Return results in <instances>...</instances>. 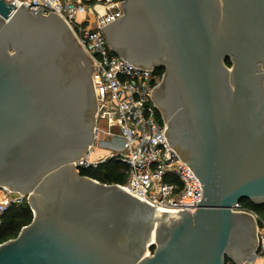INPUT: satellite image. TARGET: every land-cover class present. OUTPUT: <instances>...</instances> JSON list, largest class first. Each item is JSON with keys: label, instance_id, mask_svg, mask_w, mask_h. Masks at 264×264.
Wrapping results in <instances>:
<instances>
[{"label": "water", "instance_id": "95a60500", "mask_svg": "<svg viewBox=\"0 0 264 264\" xmlns=\"http://www.w3.org/2000/svg\"><path fill=\"white\" fill-rule=\"evenodd\" d=\"M101 29L133 64L166 66L171 147L203 184L197 210L160 211L74 162L94 138L92 62L59 15L0 0V186L27 195L32 221L0 264L241 263L264 204V0H124ZM122 18V21H118ZM232 53L230 72L222 57ZM170 99V100H171ZM151 251V248H153Z\"/></svg>", "mask_w": 264, "mask_h": 264}, {"label": "built area", "instance_id": "2783aa9c", "mask_svg": "<svg viewBox=\"0 0 264 264\" xmlns=\"http://www.w3.org/2000/svg\"><path fill=\"white\" fill-rule=\"evenodd\" d=\"M4 1L13 6L11 15L23 5L32 14L42 10V15L53 12L62 17L92 62L96 98L94 138L87 154L74 165L78 169L97 166L115 157L127 166V180L120 185L131 195L160 211L178 213L185 209L194 213L203 194V184L169 145L164 134L167 120L151 94L164 74L156 73L154 66L144 68L125 59L112 49L101 29L125 14L121 4L124 0ZM101 122L106 123V129L100 126ZM105 147L108 152L103 157L89 158L97 148ZM25 198L26 194L0 186V226L7 210L23 203ZM234 209L251 214L256 222L257 246L240 264L263 261L264 220L241 203Z\"/></svg>", "mask_w": 264, "mask_h": 264}, {"label": "trees", "instance_id": "16d2710c", "mask_svg": "<svg viewBox=\"0 0 264 264\" xmlns=\"http://www.w3.org/2000/svg\"><path fill=\"white\" fill-rule=\"evenodd\" d=\"M164 68L157 67L156 73L163 74ZM81 174L93 177L106 183L124 184L127 180V166L115 157H109L100 162L97 166H88L79 168ZM242 206L256 212L264 220V204H256L248 198L240 201ZM33 212L28 203L11 206L3 216V222L0 226V243L16 237L24 225L32 221ZM154 249V248H152ZM225 264H235L225 257Z\"/></svg>", "mask_w": 264, "mask_h": 264}, {"label": "rangeland", "instance_id": "374dc122", "mask_svg": "<svg viewBox=\"0 0 264 264\" xmlns=\"http://www.w3.org/2000/svg\"><path fill=\"white\" fill-rule=\"evenodd\" d=\"M220 3H221V0H220ZM222 63L223 64H225V66H227L229 69H231L230 70V72L233 70V68L235 67V64H234V59H233V57H232V53H230L229 52V55L228 56H224V57H222ZM256 63L258 64V65H260V70L262 71V72H264V62L263 61H256ZM100 126L103 128V129H106L107 128V126H106V123L105 122H101L100 123ZM100 137H103V138H105V139H107V140H109V139H111V137L110 136H108V135H105V134H100ZM118 145H120L121 144V140L120 139H118ZM120 143V144H119ZM108 148H104V149H102V148H97L91 155H90V159L91 160H96V159H98V158H100V157H103L107 152H108V150H107ZM23 203H28L29 204V201H28V198H25L24 200H23ZM30 205V204H29ZM22 228V227H21ZM21 230V229H20ZM20 232V231H19ZM19 234V233H18ZM12 238H15V237H12ZM12 238H10V239H12ZM9 240V239H8ZM1 243H3V242H1ZM0 243V244H1ZM154 248V247H153ZM151 251H153V249L151 248ZM229 257V256H228ZM230 258V261L231 262H233V263H235V264H240V263H237L232 257H229ZM255 264H264V260L263 261H257Z\"/></svg>", "mask_w": 264, "mask_h": 264}, {"label": "flooded vegetation", "instance_id": "af4514ba", "mask_svg": "<svg viewBox=\"0 0 264 264\" xmlns=\"http://www.w3.org/2000/svg\"><path fill=\"white\" fill-rule=\"evenodd\" d=\"M119 22L122 21V18L120 20H118ZM143 66H154L153 64L151 65H147V64H141ZM155 69L157 67H160V66H154ZM164 68V72L163 74H165L167 72V67L166 66H163ZM173 91L171 90V88L169 87L168 83H160V85L157 87L156 91H155V97L159 100V101H169L170 103H172V97H173ZM171 99V100H170Z\"/></svg>", "mask_w": 264, "mask_h": 264}]
</instances>
